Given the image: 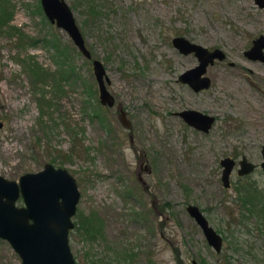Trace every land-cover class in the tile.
I'll use <instances>...</instances> for the list:
<instances>
[{"label":"rangeland","instance_id":"obj_1","mask_svg":"<svg viewBox=\"0 0 264 264\" xmlns=\"http://www.w3.org/2000/svg\"><path fill=\"white\" fill-rule=\"evenodd\" d=\"M66 1L92 56L106 68L114 105L100 106L91 61L49 21L40 0H9L13 13L0 29V174L18 180L50 162L74 176L75 264H192L196 252H203L202 264H264V226L246 212L238 221L242 211L234 202L241 182L264 189V171L258 165L238 176L236 161L231 186L220 179L224 156L262 160L264 78L251 72L264 76V64L250 63L255 85L226 70H238L250 37L244 30L264 32L263 9L252 0H93L99 15L92 19L87 0ZM176 35L226 51L208 65V87L194 90L179 80L198 59L173 45ZM55 44L69 56L70 77L33 82L26 61L54 71L62 57ZM184 108L214 115L210 129L189 125L178 114ZM188 204H197L222 234L220 252ZM0 264H21L1 237Z\"/></svg>","mask_w":264,"mask_h":264},{"label":"water","instance_id":"obj_2","mask_svg":"<svg viewBox=\"0 0 264 264\" xmlns=\"http://www.w3.org/2000/svg\"><path fill=\"white\" fill-rule=\"evenodd\" d=\"M254 2L264 7V0ZM40 5L49 21L64 30L80 53L91 61L99 102L102 105H114V95L107 88L109 78L106 68L99 58L92 56L68 2L40 0ZM172 43L180 52L194 53L198 59L197 64L179 73V80L189 84L194 90L208 87L210 80L204 75L207 65L213 63L215 58L224 57L221 49H209L181 35L174 36ZM120 114L122 124L129 126L130 122L122 109ZM178 114L189 125L205 132L215 120L213 115L194 108H184ZM261 153L263 159L260 165L264 169V144ZM220 164V179L226 187L230 184L235 159L224 156L220 159ZM254 167L255 163L242 155L237 174L244 175ZM79 196L74 176L66 168L55 167L50 162H46L37 171L21 173L18 180L0 174V237L8 240L20 254L22 264H75L69 245V231L74 226L72 216L76 212ZM19 197L23 201L21 205L16 204ZM186 209L201 228L207 242L219 251L222 237L209 223L202 209L197 204H188Z\"/></svg>","mask_w":264,"mask_h":264},{"label":"trees","instance_id":"obj_3","mask_svg":"<svg viewBox=\"0 0 264 264\" xmlns=\"http://www.w3.org/2000/svg\"><path fill=\"white\" fill-rule=\"evenodd\" d=\"M9 3V0H0V29L7 24V21H9L12 16L13 10ZM87 8L88 15L92 19L99 15L97 4L93 0H87ZM54 48L57 49L58 54L62 56L60 58L58 68L54 71L45 69L42 65L41 67L39 63H37L33 58L26 61L27 65L29 66V70H31L29 74L33 79V82L41 81L48 77H53L56 74H59L60 80H66L70 77V73H66L65 70V67L70 65L68 54L57 44H55ZM65 63L66 65H64ZM71 74H73V72ZM241 183L242 184H240L239 186H236L237 195L235 196L234 202L240 204L244 216L246 212L251 215H257V217L259 218H264V189H260L253 181ZM91 264H93V261H91Z\"/></svg>","mask_w":264,"mask_h":264},{"label":"flooded vegetation","instance_id":"obj_4","mask_svg":"<svg viewBox=\"0 0 264 264\" xmlns=\"http://www.w3.org/2000/svg\"><path fill=\"white\" fill-rule=\"evenodd\" d=\"M253 2H254V0H252ZM254 4L257 6V7H259L260 9H263V13H264V7L263 6H260L258 3H256V2H254ZM254 14V12H251V15H247L248 17H252V22H251V24H253L254 23V19L256 18V16H252ZM247 20L248 19H244L243 21H244V23H247ZM243 23V24H244ZM250 28L248 27V28H246V30H249ZM246 30H244V33L245 34H247L248 36H252L251 38L249 37L248 38V40H249V42L248 43H245L244 45H242V47H241V55L239 56V58H238V60H237V65H234V62H236V61H232V60H230V63L232 64V65H234V67H236L238 70H235V73H231V74H229L232 70H229V69H227L226 70V72H229V73H226V72H224L223 70H221V72H223V73H226V74H228V75H231V76H235L236 78H237V80H238V76L240 77V78H243V82L246 84V86H247V83L249 82L250 84H252V85H255V81L256 80H250V78L247 76V75H249L250 74V71H249V69L250 68H252V66H255V65H252V64H250L251 62L253 63V62H259V63H262V64H264V32H261L259 29L257 30V31H255L254 32V34L252 33H250V32H247ZM255 40H256V43H255ZM254 47V48H253ZM253 48V49H252ZM219 49H221V48H219ZM221 51L223 52V54H224V57L222 58V59H218V60H223V59H225L226 58V51L225 50H223V49H221ZM215 59H217V58H215ZM215 59L213 60V63H214V61H215ZM213 63H209L208 65H211V64H213ZM208 65H207V67H208ZM253 69V68H252ZM206 71H207V68H206ZM206 71H205V76H207L208 78H209V80H210V83H209V85L211 84V79H210V77L206 74ZM239 82V81H238ZM241 83V82H240ZM236 86V85H235ZM237 87L238 86H236V89H237ZM248 88V87H247ZM115 98V97H114ZM120 111H121V108H119V115L121 116V114H120ZM214 116V115H213ZM215 117V116H214ZM205 132V131H204ZM207 132V131H206ZM264 144V143H263ZM263 144H261V147H262V145ZM260 152H261V149H260ZM261 155H262V153H261ZM242 157V155L240 156V158ZM240 158H237V160L235 159V163H236V161H238V167H239V160H240ZM247 158V157H246ZM248 160H250V158H247ZM262 159H263V156H262ZM250 161H252V160H250ZM262 161V160H261ZM260 161V162H261ZM252 162H254V161H252ZM255 163V167H254V169L252 170V171H250V172H248V173H245L244 175H238L237 174V169H236V174L238 175V176H241V177H243V176H247L248 174H250V173H252V172H254V170L256 169V167L259 165L260 166V168L264 171V169L261 167V165H260V163L258 164V163H256V162H254ZM222 166V165H221ZM237 167V168H238ZM255 184H256V182H255ZM231 186V180H230V184H229V186H226V188H228V187H230ZM237 205H239L240 206V204H237ZM240 209H241V211H242V208H241V206H240ZM252 216H255V217H257V215H252ZM248 218L249 217V215H246L245 214V216L243 215V211H242V218L240 219H238V221H244L243 220V218ZM208 219V218H207ZM258 219H259V221L261 222V224H263V226H264V218L262 217V218H259L258 217ZM209 221V220H208ZM210 223V222H209ZM211 224V223H210ZM216 230V229H215ZM217 231V230H216ZM219 233V232H218ZM220 234V233H219ZM221 235V237H222V242H223V236H222V234H220ZM8 241V240H7ZM207 241V240H206ZM9 242V241H8ZM10 243V242H9ZM208 243V242H207ZM209 244V243H208ZM210 245V244H209ZM221 248H222V245H221ZM12 249L19 255V257H20V260H21V264H22V258H21V256H20V254L12 247ZM214 249V248H213ZM215 250V249H214ZM216 251V250H215ZM221 251V249L219 250V251H216V252H220ZM196 256L198 257V261L195 259V258H193L192 259V261H191V263L192 264H197V263H204L205 262V258H204V254H203V252H200V253H197L196 252ZM180 264H182V261H180Z\"/></svg>","mask_w":264,"mask_h":264},{"label":"bare ground","instance_id":"obj_5","mask_svg":"<svg viewBox=\"0 0 264 264\" xmlns=\"http://www.w3.org/2000/svg\"><path fill=\"white\" fill-rule=\"evenodd\" d=\"M251 73H252L253 78H256V77L264 78V76L260 74L259 72L252 71Z\"/></svg>","mask_w":264,"mask_h":264}]
</instances>
